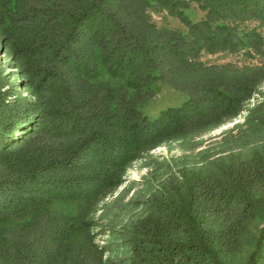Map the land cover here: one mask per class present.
<instances>
[{
  "label": "trees",
  "instance_id": "obj_1",
  "mask_svg": "<svg viewBox=\"0 0 264 264\" xmlns=\"http://www.w3.org/2000/svg\"><path fill=\"white\" fill-rule=\"evenodd\" d=\"M262 31L264 0H0V264H264V99L245 104L264 62L200 59L261 55ZM158 81L185 97L151 117ZM140 159L133 196L103 202Z\"/></svg>",
  "mask_w": 264,
  "mask_h": 264
},
{
  "label": "rangeland",
  "instance_id": "obj_2",
  "mask_svg": "<svg viewBox=\"0 0 264 264\" xmlns=\"http://www.w3.org/2000/svg\"><path fill=\"white\" fill-rule=\"evenodd\" d=\"M187 16L195 21L200 19L204 15V11H202L196 2H191L188 9H186ZM152 20L160 27H170L177 28L181 31L186 30V26L174 16L167 14L163 11H151ZM253 24V23H252ZM262 29V28H261ZM264 36V31H262ZM200 59L206 63H225L232 62L237 65L243 64H260L264 62V53L259 55L256 53L246 54L244 51H239L237 53H229V52H217V53H202ZM8 56L3 52V47L0 43V69L5 72H11L13 70L9 67ZM24 95H27L23 92ZM184 94L177 89L172 88L171 86L162 83L160 81L156 84V92L155 95L148 101L145 105L141 107V111L149 116H155L158 112L168 106H175L181 103L184 99ZM264 99V81L258 86L257 91L253 94L252 98L249 99L245 104L246 108L252 107L254 104L260 102ZM247 113L246 109L242 111V113L233 119L231 122H227L224 125L220 126L217 129H214L208 133H205L200 138L202 139V143L195 149V151L206 148L207 146H211L215 141L219 140L220 133L226 128H230L236 122H243L244 116ZM181 151L178 149L174 143L171 147H167L165 145L159 146L151 151V154L157 158H169L171 156H175L180 154ZM149 170V167L144 165V160L140 159L135 161L128 169L126 174V181L123 185L120 186L117 190L108 194L103 202H109L112 200L117 194H123L121 198L122 201H126L128 198L133 196V194L139 189V182L141 176L145 174ZM133 181V184H130ZM129 182V183H128ZM124 187V189H122ZM77 203L75 201H66V200H54L52 203V208L54 210L63 211L67 213H73L76 209ZM102 214L101 210H97L94 213V217L98 219V217ZM111 214V212H110ZM104 216V215H103ZM105 218H101L100 222H104ZM98 229V227H97ZM85 238L84 232H78L72 237L73 242H79ZM106 239V235H95V242L98 244H102Z\"/></svg>",
  "mask_w": 264,
  "mask_h": 264
}]
</instances>
